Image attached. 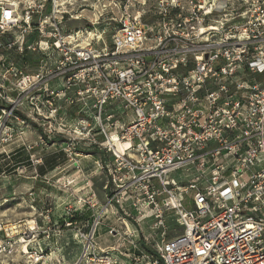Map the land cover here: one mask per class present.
<instances>
[{"label": "built area", "instance_id": "1", "mask_svg": "<svg viewBox=\"0 0 264 264\" xmlns=\"http://www.w3.org/2000/svg\"><path fill=\"white\" fill-rule=\"evenodd\" d=\"M51 3L52 14L39 24L42 41L0 43V97L6 87L61 90L55 98L68 91L65 105L98 127H87V135L103 136L106 205L139 226L153 218L159 232L153 260L124 223L125 236L113 227L116 245L101 248L97 219L86 234L75 229L84 245L74 264H264V43L254 45L257 31L232 37L228 26L210 22L209 10L190 1L184 12L172 0L161 6L159 29L142 24L144 13H125L112 47L96 49L82 31H66L61 4ZM41 8L27 6L20 23L15 7L0 4V33L18 24L26 32ZM12 52L21 60L32 54L39 67L25 74ZM3 101L10 107L0 109V125L15 119L14 103ZM182 170L184 184L171 178ZM166 214L180 229L170 240ZM25 230L12 236L28 264H59L38 244L49 230Z\"/></svg>", "mask_w": 264, "mask_h": 264}, {"label": "rangeland", "instance_id": "2", "mask_svg": "<svg viewBox=\"0 0 264 264\" xmlns=\"http://www.w3.org/2000/svg\"><path fill=\"white\" fill-rule=\"evenodd\" d=\"M171 1L58 0L61 4L58 11L65 14L63 25L67 32L82 31L85 42L91 48H111V37L117 30V22L123 14L137 16V12L144 13L142 24L159 29L158 24L162 19L161 6L170 4ZM190 1L193 5L212 13V24L222 23L228 26L226 32L232 37L245 39L248 34L242 36V29H254L258 38L254 45L264 43V0H180L184 12L189 8ZM39 2L42 3V8L31 14L30 28L24 32L18 24L17 28L0 33V43L22 39L30 42L33 37L37 42L42 41L37 34L39 24L52 14V0H0V4L15 7V14L20 23L25 15L24 9ZM235 28L241 30V36L236 33ZM47 32L52 31L47 27L45 35ZM249 36L251 38L252 35ZM24 57L25 60H21V56L11 53V59L18 66L24 64L27 67L24 73L32 75L39 67L36 63L40 60L33 59L32 54L28 52H25ZM43 62L41 60V63ZM246 78L257 79L250 75ZM59 91L62 92L51 88H47V91L32 88L24 94H19L15 87L1 90L0 109L10 107L3 101L7 96L14 103L15 119L2 118L0 125V264H28L27 255L21 254L20 251L22 244H17L18 237L12 234L26 231L27 227L31 228V224L32 228L35 226L49 230L50 240L56 228L61 231H75L79 228L86 234L97 219L99 228L102 225H110L121 237L125 236V226L127 231L130 228L139 241L141 251L154 256V260L158 241L156 237L159 233L155 229L156 221L153 218L145 219L140 223L142 226H139L133 218H127L121 211L106 205L107 196L110 195L109 190H104V163L107 154L100 147L104 142L103 136L94 133L96 143L91 144L93 138L87 135L86 128L90 127L93 132L98 130L95 122L81 114L77 118L76 114H73L76 108H69L64 103L68 91L65 90L63 96L55 98V93ZM20 101L22 105H19ZM58 107L60 110L52 114V110ZM37 108L40 109V116ZM49 130L51 133L48 134ZM171 178L180 184L188 181L183 170L173 173ZM86 191L92 192L88 194ZM102 210L103 213L99 214ZM132 224L137 229V235ZM164 224L168 228L167 239L170 240L180 233L172 214H166ZM12 228L17 230L12 231ZM74 236L73 234L72 239L76 243L74 247L79 249L73 250L77 257L72 264L78 260L84 245L83 240ZM47 254L57 259L55 249H48Z\"/></svg>", "mask_w": 264, "mask_h": 264}, {"label": "crops", "instance_id": "3", "mask_svg": "<svg viewBox=\"0 0 264 264\" xmlns=\"http://www.w3.org/2000/svg\"><path fill=\"white\" fill-rule=\"evenodd\" d=\"M90 157V155H88ZM95 178V177H92ZM91 182V181H90ZM88 192V191H86ZM92 192V191H91ZM91 192H88L91 193ZM84 194V193H83ZM45 224V223H44ZM125 225V224H124ZM44 228V227H42ZM112 229V226L110 225H102L97 232V240L96 242H98L99 246L101 247H108V248H112L114 245H116L117 243V236H110L108 234V232ZM136 230V235H137V229ZM75 233L74 230H65V231H61L60 229L57 230L54 229V231L52 232L53 237L50 240H39L38 244H40V246L45 249H55V254L57 259H55L59 264H72L74 262V258L75 257V253H74V249H79V248H75L74 246H76L75 242L73 241L72 237L73 234ZM51 234V233H50ZM136 237V236H135ZM79 252H77L78 254ZM74 255V257H73ZM52 257V256H51Z\"/></svg>", "mask_w": 264, "mask_h": 264}, {"label": "bare ground", "instance_id": "4", "mask_svg": "<svg viewBox=\"0 0 264 264\" xmlns=\"http://www.w3.org/2000/svg\"><path fill=\"white\" fill-rule=\"evenodd\" d=\"M103 211V210H102ZM105 212V211H104ZM100 214V213H99ZM31 223V222H30ZM31 227H32V224H31ZM128 231L132 233V231H130V228H128Z\"/></svg>", "mask_w": 264, "mask_h": 264}]
</instances>
